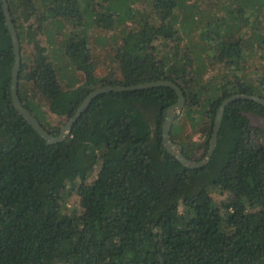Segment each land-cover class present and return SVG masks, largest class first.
<instances>
[{"label": "trees", "instance_id": "trees-1", "mask_svg": "<svg viewBox=\"0 0 264 264\" xmlns=\"http://www.w3.org/2000/svg\"><path fill=\"white\" fill-rule=\"evenodd\" d=\"M7 4L18 98L54 137L49 115L67 122L96 88L165 80L185 99L170 138L200 161L222 101L264 99V0ZM56 24L45 32L55 60L83 75L67 87L43 49L24 48ZM12 64L0 0V264H264L263 106L228 104L210 161L187 169L162 146L172 89L99 95L64 141L48 145L11 103ZM187 124L197 139L182 136ZM73 196L78 213L67 207Z\"/></svg>", "mask_w": 264, "mask_h": 264}, {"label": "water", "instance_id": "water-1", "mask_svg": "<svg viewBox=\"0 0 264 264\" xmlns=\"http://www.w3.org/2000/svg\"><path fill=\"white\" fill-rule=\"evenodd\" d=\"M2 11L4 15L5 24L8 29V33L12 42L13 47V64L10 74V97L11 103L14 109L25 119L27 124L42 138L48 145L57 144L66 139L69 135L74 123L80 118L83 112L88 108L91 101L98 97L99 95L110 93V92H134L140 90H149L158 87L170 88L177 95V102L169 107L165 114V119L162 125V146L166 150V152L176 159L184 168L187 169H199L205 166L211 159L213 152L217 145L218 133L221 127L222 117L225 111V108L228 104L235 102L237 100H250L264 107V99L259 98L255 95H244L237 94L234 96H230L226 98L220 104L217 109L214 122L212 134L209 139L208 149L206 151L205 156L200 161H194L188 159L184 156L182 151V146L178 143H175L170 138V129L173 121L178 118L183 110L185 99L182 93V90L173 82L158 80L153 82H148L144 84H138L128 87L122 86H104L96 88L92 91L86 98L83 100L81 105L78 107L75 114L60 128L58 136L54 137L50 135L45 129L40 125V123L32 116V114L23 107L21 104L18 94H17V85L19 78V70H20V44L18 41L17 33L13 25L12 17L8 8L7 0H1Z\"/></svg>", "mask_w": 264, "mask_h": 264}, {"label": "rangeland", "instance_id": "rangeland-1", "mask_svg": "<svg viewBox=\"0 0 264 264\" xmlns=\"http://www.w3.org/2000/svg\"><path fill=\"white\" fill-rule=\"evenodd\" d=\"M58 24L60 27V25L63 23H58ZM57 26L58 25L56 24V25L45 28V30L43 31V35L37 36L30 44L25 42L24 48H25V51L29 54L31 53V51H34V48L36 47L43 49L46 52V54H48L50 60H52L55 64H57L59 80L63 84L64 87H67L68 85H70V83L68 82H70L71 80L74 81L75 79L78 82H82L83 75L81 73L76 72L74 68H72V66L69 64V62H67L66 60L60 59L61 57L59 55L56 56L57 59L55 60L54 52L47 44V35L45 34V32L47 34L51 33L52 35H54L57 32ZM63 27H64L63 30L66 32L70 30V27H68L67 25H63ZM94 29H96V31H92L93 34L99 35V33H101L99 30H97V28H94ZM253 69H254L253 74L256 76H259L262 73V69L259 63H254ZM105 72H106V69L103 68L101 70L96 71L95 74L97 76H102L103 74H105ZM43 103L45 104V102ZM251 119H252V123L254 126H260L262 123L261 119L257 117L252 116ZM49 121H50L51 126L54 128H61L66 123L65 118H58L54 115H49ZM196 134L197 133L192 132V130L190 129V126L187 124L184 128L182 136L184 135L183 136L184 138L191 137L195 140L197 139ZM67 207L68 209H71V210L74 209L73 211L75 213H78L80 211L79 210V198L76 196L71 197L67 202Z\"/></svg>", "mask_w": 264, "mask_h": 264}]
</instances>
